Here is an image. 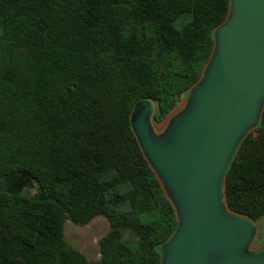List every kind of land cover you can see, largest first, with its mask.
<instances>
[{
	"label": "trees",
	"instance_id": "1",
	"mask_svg": "<svg viewBox=\"0 0 264 264\" xmlns=\"http://www.w3.org/2000/svg\"><path fill=\"white\" fill-rule=\"evenodd\" d=\"M230 0H0V264H160L175 208L130 124L163 121L202 75ZM28 176L35 192L14 183ZM228 207L264 215V106L224 173ZM104 217L91 260L64 234Z\"/></svg>",
	"mask_w": 264,
	"mask_h": 264
},
{
	"label": "water",
	"instance_id": "2",
	"mask_svg": "<svg viewBox=\"0 0 264 264\" xmlns=\"http://www.w3.org/2000/svg\"><path fill=\"white\" fill-rule=\"evenodd\" d=\"M185 94V107L162 134L152 124L153 100L136 101L130 112L178 220L160 264H264V250H249L255 222L231 210L224 193L228 163L263 111L264 0H230L202 75ZM27 179L15 187L21 191ZM12 182L0 181V189Z\"/></svg>",
	"mask_w": 264,
	"mask_h": 264
},
{
	"label": "rangeland",
	"instance_id": "3",
	"mask_svg": "<svg viewBox=\"0 0 264 264\" xmlns=\"http://www.w3.org/2000/svg\"><path fill=\"white\" fill-rule=\"evenodd\" d=\"M187 94H184L176 107H174L163 119V121L156 123L152 120L154 130L157 134L165 132L170 120L176 117L185 107V99ZM155 109V104H154ZM154 111V110H153ZM25 193H34L35 184L31 179H27L21 189ZM256 225V232L253 240L249 246L252 252L264 250V215L254 221ZM108 221L102 217L97 216L85 225L77 224L67 219L64 222V234L66 240L80 251H82L88 259H97L100 255L99 239L108 231Z\"/></svg>",
	"mask_w": 264,
	"mask_h": 264
}]
</instances>
